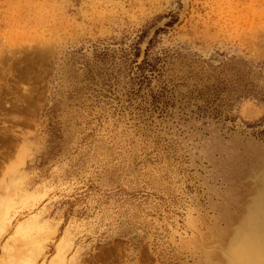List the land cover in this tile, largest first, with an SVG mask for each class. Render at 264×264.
Listing matches in <instances>:
<instances>
[{
    "label": "rangeland",
    "instance_id": "1",
    "mask_svg": "<svg viewBox=\"0 0 264 264\" xmlns=\"http://www.w3.org/2000/svg\"><path fill=\"white\" fill-rule=\"evenodd\" d=\"M262 177L264 0H0V264H227Z\"/></svg>",
    "mask_w": 264,
    "mask_h": 264
},
{
    "label": "bare ground",
    "instance_id": "2",
    "mask_svg": "<svg viewBox=\"0 0 264 264\" xmlns=\"http://www.w3.org/2000/svg\"><path fill=\"white\" fill-rule=\"evenodd\" d=\"M262 185V190H259L251 205H248V212L234 229L228 244L229 250L225 251L227 264H264V184Z\"/></svg>",
    "mask_w": 264,
    "mask_h": 264
},
{
    "label": "water",
    "instance_id": "3",
    "mask_svg": "<svg viewBox=\"0 0 264 264\" xmlns=\"http://www.w3.org/2000/svg\"><path fill=\"white\" fill-rule=\"evenodd\" d=\"M263 184H264V181H263ZM260 190H262V188H261ZM258 192H259V191H258ZM258 192H257V193H258ZM253 199H254V197H253ZM253 199H252V200H253Z\"/></svg>",
    "mask_w": 264,
    "mask_h": 264
}]
</instances>
